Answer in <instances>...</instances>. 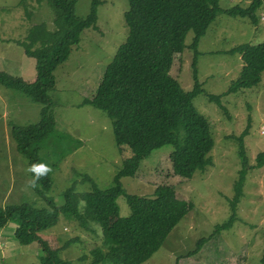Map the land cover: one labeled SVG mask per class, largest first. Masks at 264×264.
I'll return each instance as SVG.
<instances>
[{
  "label": "rangeland",
  "instance_id": "374dc122",
  "mask_svg": "<svg viewBox=\"0 0 264 264\" xmlns=\"http://www.w3.org/2000/svg\"><path fill=\"white\" fill-rule=\"evenodd\" d=\"M20 1L0 0V69L29 83L36 74L35 59L24 53L26 37L39 23L52 30L54 12L48 0ZM250 1L218 0V3L229 8L247 6ZM127 8V0H100L96 5L95 26L82 31L77 46L53 70L54 86L49 90L47 106L51 122L46 120L47 128L41 133L44 135L38 146L30 139L29 148L41 164L49 167L52 185L48 195L56 202L70 185L79 194L89 191L90 182L83 175L104 189L123 161L132 156L128 147L116 146L111 121L104 112L89 104L79 105L84 97L94 93L106 64L126 38L123 13ZM74 10L77 16L85 17L91 10V0H74ZM255 13L257 24L248 17L218 14L197 43L195 67L203 91L194 95L192 102L210 124L212 164L194 172L189 179L174 175L169 161L172 146L165 144L142 159L134 176L120 178L124 191L135 194L144 204L151 203L154 190L162 185L173 186L177 197L193 203V208L168 233L157 251L141 264H172L175 256L193 249L198 238L210 234L212 237L196 253L179 258L176 264H262L264 165L248 168L231 227L213 231L214 225L230 216L228 200L241 167L233 135H238L249 123L248 134L243 138L249 165L264 150V73L258 85L224 93L242 64L238 53L226 51L240 43L264 41V5ZM192 36L193 32L188 31L185 44L190 43ZM192 53V49L185 47L175 55L170 68V74L184 90L193 86ZM207 94H222L224 110ZM41 108L42 104L25 94L0 84L1 206L44 204L30 185L32 177L26 172L29 159L17 148L12 136L13 127L27 130L34 125L41 117ZM117 204L121 216L129 214L124 196L117 198ZM15 225L9 221L0 229V264L38 262L42 251L37 242H18L13 236ZM90 225L94 231L60 217L43 232L48 240L56 239L57 245L74 237L72 243L59 251V256L72 264H87L90 257L81 260L78 257L95 246L103 248L99 224L90 222Z\"/></svg>",
  "mask_w": 264,
  "mask_h": 264
},
{
  "label": "trees",
  "instance_id": "16d2710c",
  "mask_svg": "<svg viewBox=\"0 0 264 264\" xmlns=\"http://www.w3.org/2000/svg\"><path fill=\"white\" fill-rule=\"evenodd\" d=\"M99 1L91 0L90 12L79 17L75 14L74 0H48L54 12L53 29L47 30L40 23L34 25L23 46L24 53L35 59L34 81L28 83L0 69V84L42 104L41 117L34 125L27 130L21 126L12 130L17 148L29 159V166L41 164L30 151L29 143L34 139L37 147L44 135L41 133L47 128L46 120L51 122L47 106L49 90L54 86L53 70L77 46L82 31L95 26ZM127 3L128 8L123 13L126 38L106 64L94 93L84 97L79 105L89 104L104 112L111 121L116 146L128 147L132 156L123 161L104 189L97 187L88 175H83V179L90 182V190L79 194L70 185L56 202L48 195L52 180L47 173L34 185L30 184L43 205H0V229L13 221L16 224L14 238L23 243L35 241L41 249L38 262L30 264H72L71 260L60 257L59 251L75 238L57 245L56 239L48 240L43 232L54 226L60 217L89 231H94L90 222L99 224L103 248L95 246L78 257L79 260L90 257L87 264H141L157 251L168 233L193 208V203L177 197L173 186L162 185L154 190L151 203L144 204L135 194L124 191L120 178L134 176L142 159L165 144L172 146L169 161L174 175L189 179L194 172L212 164L210 124L192 102L194 95L203 91L195 67L197 43L220 13L248 17L251 23L257 24L255 12L264 5V0H251L247 6L229 8H222L218 0H127ZM188 31H192L193 36L190 43L185 44ZM185 47L193 52L190 90H184L170 74L175 55ZM226 52L238 53L242 64L238 76L224 93L258 85L264 73V41L240 43ZM221 95L207 94L224 110ZM248 129L249 123L238 135H233L238 143L241 167L233 183V195L228 200L230 216L214 225V232L231 227L248 168L264 165V150L255 155L253 165L248 164L243 144ZM119 196H124L130 208L128 215L119 214ZM80 202L82 207H79ZM212 235L198 238L195 247L175 256L172 264L196 253ZM260 262L264 264V248Z\"/></svg>",
  "mask_w": 264,
  "mask_h": 264
},
{
  "label": "clouds",
  "instance_id": "9594fccd",
  "mask_svg": "<svg viewBox=\"0 0 264 264\" xmlns=\"http://www.w3.org/2000/svg\"><path fill=\"white\" fill-rule=\"evenodd\" d=\"M49 167L45 164H32L26 168V172L32 174L30 184H35L41 177L45 176L49 171Z\"/></svg>",
  "mask_w": 264,
  "mask_h": 264
},
{
  "label": "built area",
  "instance_id": "2783aa9c",
  "mask_svg": "<svg viewBox=\"0 0 264 264\" xmlns=\"http://www.w3.org/2000/svg\"><path fill=\"white\" fill-rule=\"evenodd\" d=\"M261 132H263V131L261 130Z\"/></svg>",
  "mask_w": 264,
  "mask_h": 264
}]
</instances>
